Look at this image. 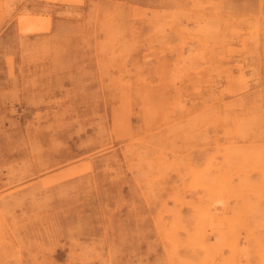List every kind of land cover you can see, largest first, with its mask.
I'll use <instances>...</instances> for the list:
<instances>
[{"label":"rangeland","instance_id":"rangeland-1","mask_svg":"<svg viewBox=\"0 0 264 264\" xmlns=\"http://www.w3.org/2000/svg\"><path fill=\"white\" fill-rule=\"evenodd\" d=\"M145 262L264 264V0H0V264Z\"/></svg>","mask_w":264,"mask_h":264},{"label":"bare ground","instance_id":"bare-ground-1","mask_svg":"<svg viewBox=\"0 0 264 264\" xmlns=\"http://www.w3.org/2000/svg\"><path fill=\"white\" fill-rule=\"evenodd\" d=\"M115 2H116V1H115ZM121 2H122V1H121ZM132 3H133V2H132ZM197 3H198V2H197ZM190 4L193 5V3H190ZM200 4H201V3H200ZM223 4H224V3H223ZM113 5H114V4H113ZM117 5H118V4H117ZM208 5H209V4H208ZM249 5H250V4H249ZM64 6H65V5H64ZM98 6H99V5H98ZM184 6H185V5H184ZM194 6H195V5H194ZM194 6H193L192 8H195ZM204 6H205V5H204ZM209 6H210V5H209ZM250 6H251V5H250ZM2 7H3V6H2ZM92 7H94V6H92ZM130 7H131V6H130ZM133 7H134V6H133ZM190 7H191V6H190ZM202 7H203V6H202ZM64 8H65V7H64ZM94 9H95V7H94ZM177 9H178V8H177ZM187 9H188V8H187ZM254 9H255V8H254ZM182 10H183V9H182ZM182 10H181V11H182ZM197 10H198V9H197ZM245 10H246V9H245ZM247 10H249V8H248ZM257 10H258V9H257ZM105 11H106V10H105ZM99 12H100V11H99ZM150 12H151V11H150ZM160 12H161V11H160ZM187 12H188V11H187ZM206 12H207V11H206ZM245 12H246V11H245ZM249 12H250V10H249ZM155 13H156V12H155ZM155 13H153V16H154V17H155ZM162 14H163V12H162ZM244 14H246V13H244ZM50 15H51V14H50ZM97 15H98V14H97ZM158 15H159V14H158ZM165 15H166V14H165ZM69 16H70V15H69ZM136 16H137V15H136ZM151 16H152V15H151ZM180 16H181V15H180ZM182 16H183V15H182ZM192 16H193V15H192ZM85 17H86V16H85ZM140 17H141V16H140ZM188 17H189V16H188ZM203 17H204V16H203ZM206 17H207V16H206ZM228 17L230 18V16H228ZM231 17H232V16H231ZM59 18H60V17H59ZM68 18H69V17H68ZM141 18H142V17H141ZM152 18H153V17H152ZM155 18H156V17H155ZM180 18H181V17H180ZM180 18H179V19H180ZM186 18H187V17H186ZM186 18H185V19H186ZM82 19H83V18H82ZM156 19H157V18H156ZM205 19H206V18H205ZM10 20H11V19H10ZM84 20H85V19H84ZM181 20H182V19H181ZM194 20H195V19H194ZM190 21H191V20H190ZM195 21H196V20H195ZM186 22H187V21H186ZM197 22H198V21H197ZM221 22H222V21H221ZM43 23H44V22H43ZM192 23H193V22H192ZM251 23H252V22H251ZM48 24H49V23H48ZM190 24H191V23H190ZM193 24H194V23H193ZM196 24H197V23H196ZM253 24H254V23H253ZM80 25H81V24H80ZM95 25H96V24H95ZM183 25H184V24H183ZM183 25H182V26H183ZM81 26H82V25H81ZM96 26H97V25H96ZM96 26H95V27H96ZM192 26H193V25H192ZM183 27H184V26H183ZM77 28H78V27H77ZM77 28H76V29H77ZM181 28H182V27H181ZM241 28H242V27H241ZM243 29H244V28H243ZM1 30H2V29H1ZM20 32H21V31H20ZM39 32H40V31H39ZM49 32H50V31H49ZM190 32H191V31H190ZM248 32H249V31H248ZM253 32H254V31H253ZM90 33H91V32H90ZM95 33H96V32H95ZM32 34H33V33H32ZM140 34H141V33H140ZM22 36H23V35H22ZM25 36H26V35H25ZM100 36H101V35H100ZM92 37H93V36H92ZM228 38H229V37H228ZM228 38H227V39H228ZM247 39H248V38H247ZM49 40H50V39H49ZM256 40H257V39H256ZM62 41H63V40H62ZM246 42H247V41H246ZM247 43H248V42H247ZM247 47H248V46H247ZM184 48H185V47H184ZM188 48H189V47H188ZM245 48H246V47H245ZM241 49H242V48H241ZM189 51H190V50H189ZM236 55H237V54H236ZM132 56H133V55H132ZM249 56H250V55H249ZM128 57H129V56H128ZM99 59H100V58H99ZM240 60H242V59H240ZM246 60H247V59H246ZM252 60H253V59H252ZM90 61H91V60H90ZM98 61H99V60H98ZM248 61H249V60H248ZM248 61H247V62H248ZM86 62H87V61H86ZM92 62H93V61H92ZM94 62H95V61H94ZM41 63H42V62H41ZM22 64H23V63H22ZM129 65H130V64H129ZM31 66H32V65H31ZM31 66H30V67H31ZM248 66H249V65H248ZM83 68H84V67H83ZM234 68H235V67H234ZM122 69H123V68H122ZM122 69H121V70H122ZM88 70H89V69H88ZM121 70H120V71H121ZM20 72H21V71H20ZM83 72H84V71H83ZM45 73H46V72H45ZM85 73H86V72H85ZM120 73H121V72H120ZM63 75H64V74H63ZM62 77H63V76H62ZM193 77H194V76H193ZM245 79H246V77H245ZM192 80H194V78H192ZM23 81H24V80H23ZM65 81H66V80H65ZM50 82H51V81H50ZM195 82H196V81H195ZM198 82H199V81H198ZM73 83H74V82H73ZM86 83H87V82H86ZM195 85H196V84H195ZM198 85H199V84H198ZM27 86H28V85H27ZM200 86H201V85H200ZM196 87H199V86H196ZM23 88H24V87H23ZM63 88H64V87H63ZM54 89H55V88H54ZM118 89H119V88H118ZM56 90H57V89H56ZM62 90H63V89H62ZM54 92H55V91H54ZM48 93H49V92H48ZM64 93H65V92H64ZM64 93H63V94H64ZM47 95H48V94H47ZM116 95H118V94H116ZM120 95H121V93H120ZM114 96H115V95H114ZM34 97H35V96H34ZM50 97H51V96H50ZM118 97H119V96H118ZM240 97H241V96H240ZM46 98H47V97H46ZM23 99H24V98H23ZM35 99H36V98H35ZM88 100H89V99H88ZM170 101H172V100L170 99ZM174 101H175V100H174ZM162 102H163V101H162ZM8 103H9V102H8ZM20 103H21V102H20ZM23 103H24V102H23ZM221 104H222V103H221ZM15 105H16V104H15ZM45 105H46V104H45ZM83 105H84V104H83ZM217 105H218V104H217ZM80 106H82V105H80ZM166 106H167V105H166ZM32 107H33V106H32ZM32 107H31V108H32ZM56 107H57V105H56ZM17 108H18V107H17ZM59 108H60V107H59ZM59 108H58V109H59ZM161 108H162V107H161ZM252 108H253V107H252ZM158 109H159V108H158ZM163 109H164V108H163ZM16 110H17V109H16ZM23 110H24V109H23ZM23 110H22V111H23ZM41 110H42V109H41ZM29 112H30V111H29ZM19 113H21V112H19ZM22 113H23V112H22ZM31 113H32V112H31ZM74 113H75V111H74ZM67 115H69V114H67ZM38 116H39V115H38ZM95 116H96V115H95ZM24 117H25V116H24ZM66 117H67V116H66ZM90 117H91V116H90ZM59 118H60V117H59ZM86 118H87V117H86ZM92 118H93V116H92ZM57 119H58V118H57ZM79 120H80V119H79ZM97 120H98V119H97ZM210 120H211V119H210ZM210 120H209V121H210ZM24 121H25V120H24ZM6 122H7V121H6ZM6 122H5V124H6ZM86 122H87V121H86ZM248 122H249V121H248ZM67 128H68V127H67ZM190 128H191V127H190ZM86 129H87V128H86ZM62 130H63V129H62ZM85 131H86V130H85ZM45 133H46V132H45ZM175 133H176V132H175ZM240 133H241V132H240ZM108 138H109V137H108ZM61 139H62V138H61ZM126 143H127V142H126ZM87 144H89V143H87ZM147 144H148V143H147ZM108 147H111V146H108ZM119 147H120V146H119ZM136 147H137V146H136ZM103 149H104V148H103ZM194 149H195V148H194ZM44 150H46V149H44ZM116 150H117V149H116ZM8 151H9V150H8ZM15 151H16V150H15ZM42 151H43V150H42ZM54 152H55V151H54ZM109 152H110V151H109ZM122 153H123V152H122ZM127 155H128V154H127ZM10 156H11V155H10ZM128 158H129V157H128ZM170 159H171V158H170ZM226 159H227V158H226ZM95 160H96V159H95ZM113 160H114V159H113ZM126 160H127V159H126ZM126 160H125V162H128V161H126ZM73 162H74V161H73ZM110 162H113V161H110ZM135 162H136V161H135ZM244 162H245V161H244ZM71 163H72V162H71ZM108 163H109V162H108ZM121 163H122V162H121ZM128 163H129V162H128ZM68 164H69V163H68ZM104 164H105V163H104ZM115 164H117V163H115ZM126 164H127V163H126ZM20 165H21V164H20ZM71 165H72V164H71ZM112 165H113V164H112ZM127 165H128V164H127ZM127 165H126V166H127ZM93 166H94V165H93ZM109 166H111V164H110ZM128 166H129V165H128ZM115 167H116V166H115ZM131 167H132V166H131ZM64 168H65V167H64ZM116 169H117V168H116ZM124 169H125V168H124ZM124 169H123V170H124ZM127 169H128V168H127ZM129 169H130V166H129ZM129 169H128V171H129ZM48 170H49V169H48ZM107 170H108V169H107ZM51 171H52V170H51ZM99 171H100V170H99ZM108 171H109V170H108ZM117 171H118V170H117ZM130 171H131V170H130ZM109 172H110V171H109ZM121 172H122V171H121ZM132 172H133V171H132ZM154 172H155V171H154ZM47 173H48V172H47ZM53 173H54V172H53ZM98 173H99V172H98ZM103 173H104V172H103ZM110 173H111V172H110ZM124 173H125V172H124ZM232 173L234 174V172H232ZM254 173H255V172H254ZM254 173H253V174H254ZM42 174H43V173H42ZM104 174H105V173H104ZM118 174H119V173H118ZM134 174H135V173H134ZM173 174H174V173H173ZM47 175H48V174H47ZM150 175H151V174H150ZM45 176H46V175H45ZM242 176H243V175H242ZM256 176H257V175H256ZM34 177H35V176H34ZM108 177H109V176H108ZM122 177H125V176L123 175ZM122 177H120V178H122ZM133 177H134V176H133ZM3 178H4V177H3ZM91 178H92V177H91ZM91 178H89V179H91ZM125 178H126V177H125ZM233 178H234V177H233ZM31 179H32V178H31ZM94 179H95V178H94ZM186 179H187V178H186ZM27 181H28V180H27ZM113 181H114V179H113ZM119 181H120V179L117 180V182H119ZM121 181H122V180H121ZM125 181H126V180H125ZM23 182H25V181H23ZM105 183H106V182H105ZM113 183H115V182H113ZM177 183H178V182H177ZM17 184H18V183H17ZM96 185H97V184H96ZM103 185H104V184H103ZM13 186H14V185H13ZM13 186H11V187H13ZM106 186H107V185H106ZM128 186H129V185H128ZM97 187H98V186H97ZM104 187H105V186H104ZM112 187H113V186H112ZM121 187H122V186H121ZM107 188H109V187H107ZM7 189H8V188H7ZM137 189H140V188H137ZM110 190H111V189H110ZM110 190H109V191H110ZM113 190H114V189H113ZM119 190H120V189H119ZM103 191H104V190H103ZM99 192H100V191H99ZM107 192H108V190H107ZM110 192H111V191H110ZM119 192H121V191H119ZM123 192H125V191H123ZM133 192H135V191H133ZM137 192L140 193L141 191H140V192L137 191ZM165 192H166V191H165ZM163 193H164V192H163ZM76 194H77V193H76ZM105 194H106V193H105ZM111 194H112V192H111ZM113 194H114V193H113ZM124 194H126V193H124ZM218 194H219V193H218ZM77 195H78V194H77ZM91 195H92V194H91ZM108 195H109V193H108ZM83 196H84V195H83ZM99 196H100V195H99ZM109 196H110V195H109ZM109 196H108V197H109ZM118 196H119V195H118ZM118 196H117V197H118ZM124 196H125V195H124ZM139 196H140V195H139ZM141 196H142V195H141ZM120 197H122V196H120ZM163 197H165V196H163ZM113 198H114V197H113ZM133 198H134V197H133ZM137 198H138V196H137ZM141 198L143 199V197H141ZM150 198H151V197H150ZM87 199H88V198H87ZM127 199H128V198H127ZM144 199H145V198H144ZM146 199H147V198H146ZM189 199H190V198H189ZM111 200H113V199H111ZM118 200H119V199H118ZM118 200H116V201H118ZM120 200H121V198H120ZM231 200H232V199H231ZM122 201H123V200H122ZM124 201H126V200H124ZM138 201H139V199H138ZM140 201H141V200H140ZM105 202H106V201H105ZM109 202L111 203V201H109ZM113 202H114V201H113ZM120 202H121V201H120ZM120 202H119L118 204H120ZM100 203H101V202H100ZM107 203H108V202H107ZM110 203H109V206H110ZM123 203H124V202H123ZM137 203H138V202H137ZM78 204H80V203H78ZM130 204H131V202H130ZM139 204L141 205L142 203H139ZM143 204H144V203H143ZM145 204H146V203H145ZM177 204H178V203H177ZM214 204H215V203H214ZM64 205H66V204H64ZM102 205H104V202H103ZM122 205H123V204H122ZM135 205H136V204H135ZM135 205H134V206H135ZM140 205H139V206H140ZM220 205H222V204H220ZM96 206H97V205H96ZM112 206H113V205H112ZM128 206H129V205H128ZM134 206H133V207H134ZM141 206H142V205H141ZM171 206H172V205H171ZM23 207H24V206H23ZM110 207H111V206H110ZM146 207H147V206H146ZM146 207H145V209H146ZM154 207H155V206H154ZM102 208H103V207H102ZM114 208H115V206H114ZM116 208H118V207H116ZM120 208H121V207H119V210H121ZM128 208H130V210H131V207H128ZM128 208H127V209H128ZM152 208H153V207H152ZM18 209H19V208H18ZM45 209H46V208H45ZM108 209H109V208H108ZM122 209H123V208H122ZM142 209H143V208H142ZM47 210H48V209H47ZM51 210H52V209H51ZM109 210H110V209H109ZM123 210H124V209H123ZM140 210H141V209H140ZM140 210H139V211H140ZM152 210H153V209H152ZM161 210H162V208H161ZM262 210H263V209H262ZM3 211H4V210H3ZM9 211H10V210H9ZM27 211H28V210H27ZM131 211H132V210H131ZM131 211H130V212H131ZM133 211H135V210L133 209ZM118 212H119V211H118ZM124 212H125V211H124ZM130 212H129V213H130ZM14 213H15V212H14ZM109 213H110V212H109ZM114 213H115V211H114ZM126 213H128V212H126ZM131 213H132V212H131ZM137 213H138V212H137ZM147 213H148V212H147ZM147 213H146V214H147ZM150 213H151V212H150ZM111 214H112V213H111ZM111 214H110V215H111ZM120 214H121V213H120ZM141 214H142V213H141ZM146 214L144 213V215H146ZM148 214H149V213H148ZM102 215H103V214H102ZM105 215H106V213H105ZM115 215H116V214H115ZM165 215H167V214H165ZM106 216H108V215H106ZM168 216H169V215H168ZM111 217H113V216H111ZM116 217H117V216H116ZM122 217H123V216H122ZM129 217H130V216H129ZM136 217H137V216H136ZM99 218H100V217H99ZM102 218H104V217H102ZM108 218H109V217H108ZM108 218H107V219H108ZM125 218H126V217H125ZM131 218H132V217H131ZM131 218H129V219H131ZM144 218H147V217H144ZM163 218H164V217H163ZM107 219H106V220H107ZM126 219H127V218H126ZM58 220H59V219H58ZM106 220H105V221H106ZM114 220H115V219H114ZM131 220H133V219H131ZM148 220H149V219H148ZM97 221H98V220H97ZM99 221H100V220H99ZM138 221H139V220H138ZM138 221H137V222H138ZM140 221H141V220H140ZM109 222L111 223L110 218H109ZM122 222H123V221H122ZM27 223H28V222H27ZM89 224H90V223H89ZM98 224H99V223H98ZM150 224H151V223H150ZM150 224H149V225H150ZM211 224H212V223H211ZM25 225H26V224H25ZM143 225L146 226V224H143ZM110 226H111V225H110ZM122 226H123V225H122ZM150 226H151V225H150ZM153 226H155V225H153ZM99 227H100V226H99ZM132 227H135V226L133 225ZM138 227H140V225H139ZM109 228H110V227H109ZM109 228H108V230H110ZM135 228H136V227H135ZM143 228H146V227H142V229H143ZM150 228H151V227H150ZM154 228H155V227H153V229H154ZM223 228H224V227H223ZM241 228H242V227H241ZM4 229H5V228H4ZM151 229H152V228H151ZM153 229H152V232H153ZM220 229H221V228H220ZM155 230H156V229H155ZM115 232H116V231H114V232H112V233H115ZM156 232H157V231H156ZM218 232H219V231H218ZM243 232H244V231H243ZM105 233H107V232L105 231ZM141 233H142V232H141ZM141 233H140V235H141ZM144 233H145V232H144ZM208 233H209V232H208ZM210 233H211V231H210ZM9 234H10V233H9ZM153 234H154V233H153ZM118 235H119V234H118ZM142 235H143V234H142ZM154 235H155V234H154ZM30 236H31V235H30ZM211 236H212V235H211ZM8 237H10V235H9ZM129 237H130V236H129ZM158 237H160V236H158ZM212 237H213V236H212ZM243 237H244V236H243ZM6 238H7V237H6ZM94 238H95V237H94ZM109 238H110V237H109ZM114 238H115V237H114ZM114 238H113V239H114ZM210 238H211V237H210ZM1 239H2V238H1ZM116 239H117V238H116ZM139 239H140V238H139ZM157 239H158V238H157ZM50 240H51V239H50ZM152 240H153V239H152ZM243 240H244V239H243ZM1 241H2V240H1ZM66 241H67V240H66ZM122 241H123V240H122ZM125 241H126V240H125ZM128 241H129V240H128ZM146 241H147V240H146ZM4 242H5V241H4ZM6 242L8 243V241H6ZM36 242H37V241H36ZM117 242H118V241H117ZM141 242H143V241L141 240ZM141 242H140V243H141ZM150 242H151V241H150ZM159 242H160V241H159ZM212 242H213V241H212ZM119 243H120V242H119ZM128 243H129V242H128ZM144 243H145V242H144ZM244 243H245V242H244ZM10 244H11V243H10ZM64 244H65V243H64ZM64 244H63V245H64ZM211 244L214 246L213 243H211ZM3 245H5V244H3ZM11 245H13V244H11ZM58 245H59V244H58ZM72 245H73V243H72ZM98 245H99V244H98ZM125 245L127 246L126 243H125ZM148 245H149V244H148ZM157 245H158V243H157ZM8 246H9V245H8ZM16 246H17V245H16ZM22 246H23V245H22ZM60 246H61V245H60ZM95 246H97V245L95 244ZM102 246H103V245H102ZM123 246H124V244H123ZM123 246H122V248H123ZM149 246H150V245H149ZM183 246H184V245H183ZM14 248H15V247H14ZM57 248H58V247H57ZM65 248H66V247H65ZM65 248H64V249H65ZM70 248H73V247H70ZM104 248H105V247H104ZM122 248H121V249H122ZM124 248H125V247H124ZM149 248H150V247H149ZM75 249H76V248H75ZM75 249H74V250H75ZM109 249H110V248H109ZM144 249H145V248H144ZM144 249H143V250H144ZM152 249H153V248H152ZM160 249H161V248H160ZM179 249H180V248H179ZM70 250H71V249H70ZM148 250H149V249H148ZM154 250H156V249H154ZM39 251H40V250H39ZM122 251H124V250H122ZM140 251H141V250H140ZM164 251H165V250H164ZM215 251H216V250H215ZM10 252H11V251H10ZM15 252H16V250H15ZM17 252H18V250H17ZM61 252H62V251H61ZM105 252H106V250H105ZM109 252H111V251L109 250ZM127 252H128V251H127ZM137 252H138V251H137ZM52 253H53V252H52ZM125 253H126V252H124V254H125ZM154 253H155V252H154ZM161 253H162V252H161ZM55 254H58V253L55 252ZM94 254H95V252H94ZM107 254H108V253H107ZM119 254L121 255V253H119ZM119 254H118V255H119ZM13 255H14V254H13ZM87 255H88V254H87ZM125 255H127V254H125ZM130 255H131V254H130ZM143 255H144V254H143ZM155 255H156V254H155ZM159 255H160V254H159ZM10 256H12V255H10ZM77 256H78V255H77ZM96 256H97V255H96ZM149 256H150V255H149ZM121 257H122V256H121ZM123 257H124V256H123ZM19 258H20V257H19ZM79 258H81V257H79ZM131 258H132V257H131ZM131 258H129V259H131ZM145 258L148 259L147 256H146ZM160 258H161V257H160ZM163 258H164V257H163ZM166 258H167V257H166ZM13 259H14V258H13ZM120 259H121V258H120ZM137 259H138V258H137ZM7 260H8V259H7ZM10 260H11V259H10ZM94 260H95V259H94ZM98 260H99V259H98ZM112 260H113V259H112ZM133 260H134V259H133ZM142 260H143V258H142ZM142 260H141V261H142ZM154 260H155V259H154ZM157 260H158V259H157ZM164 260H165V259H164ZM164 260H162V261H164ZM11 261H12V260H11ZM75 261H76V260H75ZM87 261H88V260H87ZM117 261H118V260H117ZM120 261H121V260H120ZM160 261H161V260H160ZM162 261H161V263H162ZM90 262H91V261H90ZM121 262H122V261H121ZM136 262H137V261H136ZM146 262H147V261H146ZM146 262H145V264H148V263H146ZM150 262H151V261H150ZM236 262H237V261H236ZM86 263H87V262H86ZM92 263H93V262H92ZM108 263H109V262H108ZM119 263H120V262H119ZM132 263H133V262H132ZM132 263H131V264H132ZM140 263H141V262H140ZM153 263H154V262H153ZM161 263H159V264H161ZM165 263H166V261H165ZM56 264H57V263H56ZM68 264H70V263H68ZM127 264H128V263H127ZM143 264H144V263H143ZM155 264H156V263H155Z\"/></svg>","mask_w":264,"mask_h":264}]
</instances>
